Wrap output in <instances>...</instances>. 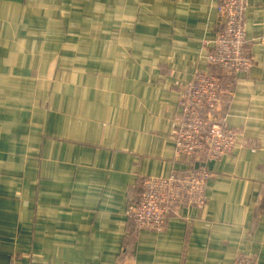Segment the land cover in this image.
<instances>
[{
  "label": "crops",
  "instance_id": "0c3cea01",
  "mask_svg": "<svg viewBox=\"0 0 264 264\" xmlns=\"http://www.w3.org/2000/svg\"><path fill=\"white\" fill-rule=\"evenodd\" d=\"M222 0H0V264H264V0H246L251 68L222 75L233 152L196 161L200 208L162 232L125 211L184 166L175 116Z\"/></svg>",
  "mask_w": 264,
  "mask_h": 264
},
{
  "label": "built area",
  "instance_id": "2783aa9c",
  "mask_svg": "<svg viewBox=\"0 0 264 264\" xmlns=\"http://www.w3.org/2000/svg\"><path fill=\"white\" fill-rule=\"evenodd\" d=\"M245 1L222 0L218 7L221 30L207 56L214 71L197 72L193 76L184 87L175 116L174 158L183 162L185 168L183 171L174 168L165 178L142 180L138 200L128 203L125 211L133 228L157 232L164 228L172 204L197 208L204 205L209 175L196 170V160L211 161L228 156L235 148V131L211 122L209 117L226 105L221 76L246 72L253 64L243 35ZM261 143L264 149V138ZM235 264H256V261L240 255Z\"/></svg>",
  "mask_w": 264,
  "mask_h": 264
},
{
  "label": "rangeland",
  "instance_id": "374dc122",
  "mask_svg": "<svg viewBox=\"0 0 264 264\" xmlns=\"http://www.w3.org/2000/svg\"><path fill=\"white\" fill-rule=\"evenodd\" d=\"M221 30V28L219 29V31ZM223 87V86H222ZM225 93V92H224ZM204 159V158H203ZM197 160H201V159H197ZM196 160V161H197ZM202 161V160H201ZM204 161H206V160H204ZM207 161H209V160H207ZM196 163V162H195ZM180 164H182L183 166H184V163L183 162H181ZM196 165V164H195ZM185 168V167H184ZM196 168V170H202V171H204L202 168H200V167H195ZM206 172V171H205ZM209 175V174H208ZM210 177V176H209ZM133 229H135V230H138V231H140V230H144V231H148V230H145L144 228H136L135 226H134V228ZM164 230V228H162L160 231H157V232H162ZM150 232H154V233H156V231H150Z\"/></svg>",
  "mask_w": 264,
  "mask_h": 264
}]
</instances>
